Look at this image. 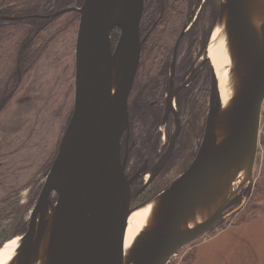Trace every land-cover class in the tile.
Returning a JSON list of instances; mask_svg holds the SVG:
<instances>
[{
    "label": "water",
    "instance_id": "95a60500",
    "mask_svg": "<svg viewBox=\"0 0 264 264\" xmlns=\"http://www.w3.org/2000/svg\"><path fill=\"white\" fill-rule=\"evenodd\" d=\"M220 2L206 55L224 27L232 54L227 97L212 62L211 105L196 157L169 186L136 205L138 191L131 188L120 148L140 59L145 0H85L78 7L75 107L29 227L5 264H167L244 206L245 198L227 210L250 181L258 154L264 0ZM115 27L120 36L113 48ZM155 198L158 202L127 248L131 215Z\"/></svg>",
    "mask_w": 264,
    "mask_h": 264
},
{
    "label": "flooded vegetation",
    "instance_id": "af4514ba",
    "mask_svg": "<svg viewBox=\"0 0 264 264\" xmlns=\"http://www.w3.org/2000/svg\"><path fill=\"white\" fill-rule=\"evenodd\" d=\"M20 1L29 3L28 7L15 10L11 8L12 4L0 2V21L5 24L23 21L28 26V35L19 46L16 61L19 73L16 72L15 78L11 80L12 84L0 97V111L26 75L22 69L24 63H29V50L44 52L41 51L42 45L50 42L56 34L52 30L55 27L50 26L61 15L71 12L79 14L75 35V107L77 37L81 18L78 7L85 0ZM220 7V0H145L139 25L140 59L128 97L129 121L122 133L120 148L121 160L131 188L138 191L132 205L147 200L169 186L190 166L198 153L205 135L212 92V60L206 55V48L218 20ZM173 25L176 28L169 33ZM119 36L114 40L112 34L113 48ZM25 55L27 60L24 59L22 64ZM34 61L31 60L30 63L33 64ZM74 107L66 121L53 161ZM181 160L187 162L182 171L168 179ZM50 168L51 166L43 173L42 182L37 186L33 199H30L33 205L31 214L25 221L26 230ZM16 189L18 187L14 188L18 192ZM50 197L52 203H55L58 199L57 191L53 190ZM7 202L8 200L1 204ZM10 217L13 218L12 223H16L15 214ZM14 235H17L15 230L9 229L7 240Z\"/></svg>",
    "mask_w": 264,
    "mask_h": 264
},
{
    "label": "rangeland",
    "instance_id": "374dc122",
    "mask_svg": "<svg viewBox=\"0 0 264 264\" xmlns=\"http://www.w3.org/2000/svg\"><path fill=\"white\" fill-rule=\"evenodd\" d=\"M0 2L12 4L11 8L15 10H24L29 4L20 0ZM78 22L79 14L71 12L61 15L50 26L55 27L52 29L56 32L54 38L46 45L41 42V51L44 52L30 49L29 63L25 64L26 52V58H22V70L26 75L0 111V246L7 241L9 229H14L16 234L26 230L25 221L33 205L30 199L35 196L43 173L52 166L66 121L74 107L75 35ZM27 27L23 21L6 24L0 21V97L12 84L16 72L19 73L16 61L19 46L28 35ZM175 28L176 25H173L169 33ZM113 31H117L116 40L119 28H114L112 34ZM31 60H35L33 64ZM186 163L181 160L168 179L177 176ZM17 187L18 192L14 190ZM242 190V194L227 209L236 207L245 198L246 202L240 210L222 217L214 229L184 246L167 264H193L202 239L231 223H245L264 215V104L256 164L250 181ZM6 200L7 203L1 204ZM12 214H15L16 223H12Z\"/></svg>",
    "mask_w": 264,
    "mask_h": 264
},
{
    "label": "crops",
    "instance_id": "0c3cea01",
    "mask_svg": "<svg viewBox=\"0 0 264 264\" xmlns=\"http://www.w3.org/2000/svg\"><path fill=\"white\" fill-rule=\"evenodd\" d=\"M193 264H264V215L202 239Z\"/></svg>",
    "mask_w": 264,
    "mask_h": 264
},
{
    "label": "bare ground",
    "instance_id": "6f19581e",
    "mask_svg": "<svg viewBox=\"0 0 264 264\" xmlns=\"http://www.w3.org/2000/svg\"><path fill=\"white\" fill-rule=\"evenodd\" d=\"M230 49L229 37L227 31L223 27L218 36L216 35L211 43L210 58L218 69L221 91L224 98L227 97L228 89L231 87L227 85L228 68L232 63V54ZM157 202L158 199L155 198L148 204L147 207L140 209L131 215L128 221L125 240L127 248L131 247L135 237L141 230L145 221L149 218L150 213ZM21 235L22 233L12 236L0 246V264H5L9 259H11L19 242L21 241Z\"/></svg>",
    "mask_w": 264,
    "mask_h": 264
},
{
    "label": "trees",
    "instance_id": "16d2710c",
    "mask_svg": "<svg viewBox=\"0 0 264 264\" xmlns=\"http://www.w3.org/2000/svg\"><path fill=\"white\" fill-rule=\"evenodd\" d=\"M115 30H117V29H115ZM118 31V30H117ZM117 31H113V38H115L116 37V33H117ZM118 37V36H117ZM117 40V39H116Z\"/></svg>",
    "mask_w": 264,
    "mask_h": 264
}]
</instances>
